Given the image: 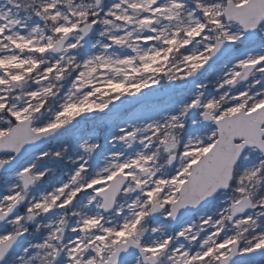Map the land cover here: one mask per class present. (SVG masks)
Instances as JSON below:
<instances>
[{
    "label": "snow or ice",
    "instance_id": "6c2138e0",
    "mask_svg": "<svg viewBox=\"0 0 264 264\" xmlns=\"http://www.w3.org/2000/svg\"><path fill=\"white\" fill-rule=\"evenodd\" d=\"M0 264H264V0H0Z\"/></svg>",
    "mask_w": 264,
    "mask_h": 264
}]
</instances>
